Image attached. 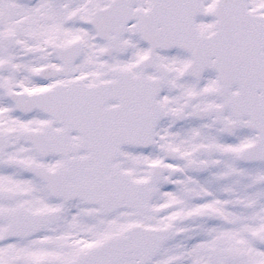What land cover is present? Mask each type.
I'll return each mask as SVG.
<instances>
[{"label":"snow or ice","instance_id":"snow-or-ice-1","mask_svg":"<svg viewBox=\"0 0 264 264\" xmlns=\"http://www.w3.org/2000/svg\"><path fill=\"white\" fill-rule=\"evenodd\" d=\"M0 264H264V0H0Z\"/></svg>","mask_w":264,"mask_h":264}]
</instances>
